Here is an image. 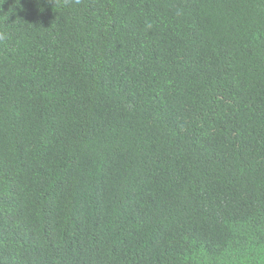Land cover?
Wrapping results in <instances>:
<instances>
[{
    "label": "trees",
    "instance_id": "16d2710c",
    "mask_svg": "<svg viewBox=\"0 0 264 264\" xmlns=\"http://www.w3.org/2000/svg\"><path fill=\"white\" fill-rule=\"evenodd\" d=\"M0 264H264V0H0Z\"/></svg>",
    "mask_w": 264,
    "mask_h": 264
}]
</instances>
